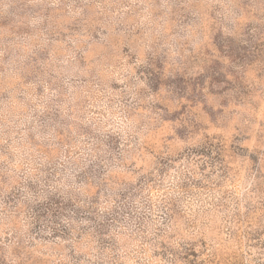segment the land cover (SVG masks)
I'll return each mask as SVG.
<instances>
[{
  "label": "rangeland",
  "instance_id": "1",
  "mask_svg": "<svg viewBox=\"0 0 264 264\" xmlns=\"http://www.w3.org/2000/svg\"><path fill=\"white\" fill-rule=\"evenodd\" d=\"M0 264H264V0H0Z\"/></svg>",
  "mask_w": 264,
  "mask_h": 264
}]
</instances>
